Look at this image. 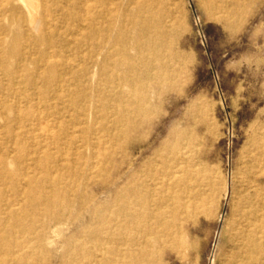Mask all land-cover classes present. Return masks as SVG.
Instances as JSON below:
<instances>
[{"label":"rangeland","instance_id":"rangeland-1","mask_svg":"<svg viewBox=\"0 0 264 264\" xmlns=\"http://www.w3.org/2000/svg\"><path fill=\"white\" fill-rule=\"evenodd\" d=\"M0 264H264V0H0Z\"/></svg>","mask_w":264,"mask_h":264}]
</instances>
